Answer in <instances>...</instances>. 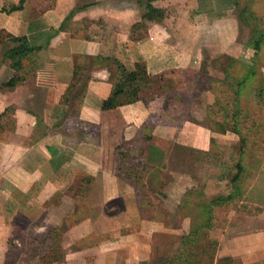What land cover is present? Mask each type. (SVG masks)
I'll return each mask as SVG.
<instances>
[{"label":"crops","instance_id":"0c3cea01","mask_svg":"<svg viewBox=\"0 0 264 264\" xmlns=\"http://www.w3.org/2000/svg\"><path fill=\"white\" fill-rule=\"evenodd\" d=\"M20 1L0 0V34L25 38L34 50V67L19 86L4 87L14 71L2 58L0 62V98H6L0 100V264H151L153 247L137 242L147 221L137 210L131 187L115 176L117 146L144 140L149 134L147 145L158 148L157 144L168 145L177 133L186 132L184 126L191 116L184 107L168 103L159 76L182 75L189 82V74H196L202 59L195 43L204 44L216 59L221 53L232 57L226 51L238 36L239 21L226 15L225 5L213 14L208 4L218 0H154L150 5L160 14L150 18L146 17L147 0H23L21 9L3 11ZM169 28L178 47L169 41ZM8 42L5 37L0 46ZM77 56L84 57V63L88 57L97 60L81 100L73 105L70 98L63 104ZM113 60L130 72L142 73L138 82L141 99L103 111L102 102L113 88L108 80ZM193 63L196 67L189 73ZM85 73L84 64L82 77ZM32 80L46 94L47 111L42 116L30 108L24 110L22 94L12 102L7 98L8 90L28 87ZM181 87L174 89L178 92ZM158 96L167 122L150 120L159 108ZM34 101L35 97H28L29 104L35 105ZM175 101L185 105L183 99ZM183 112L186 119L177 124L171 121ZM59 124L60 132L37 134L38 125L59 129ZM165 149L163 156L168 152ZM84 178L91 180L88 195L81 193ZM69 204L78 210L70 211ZM101 204L102 211L97 208ZM80 208L85 210L80 212ZM71 216L78 217L75 226L82 228L81 235L92 238L93 245L80 246L77 239L72 243L76 246H59L58 250L54 241L42 249L28 245L30 239L43 244ZM123 217L126 223L110 225L113 218ZM151 223L159 226L157 221ZM104 224L109 228L103 229ZM254 235L236 236L228 244L222 235L217 240L215 264L223 259L228 262L222 264H264V230ZM105 242L108 246H101ZM53 251L61 256L53 259Z\"/></svg>","mask_w":264,"mask_h":264},{"label":"rangeland","instance_id":"374dc122","mask_svg":"<svg viewBox=\"0 0 264 264\" xmlns=\"http://www.w3.org/2000/svg\"><path fill=\"white\" fill-rule=\"evenodd\" d=\"M221 5L227 7L224 11H227L228 17L239 21L238 36L229 43L226 51L228 56L232 57H226L225 53H221V57L216 59L214 53L211 54L204 44L195 43L199 47L202 59L196 74L191 73L196 67L194 64L196 62L189 65L188 70L190 71L188 72L191 73L188 76L189 82L183 79L182 75L175 76L166 73L165 76H159V83L163 82V91L166 92L165 99H168V103L179 106L178 108L181 109L184 107L191 116L189 117L190 121L184 126L186 132L181 133L182 135L177 133L175 139L168 145L157 144L158 148L152 145L148 146L147 142L138 145L134 142L135 140L122 142L117 146L115 169L117 179L122 181L124 178L123 163L136 166L138 162L147 161L145 162L147 170L140 175L142 177L141 185H144L140 194L151 202V207L147 208V218L143 217L147 221H145L147 228L144 232L141 230V234L139 237L137 236V242L139 240L142 246L153 247L151 264H183L184 262L178 259L180 254L184 260L191 259L183 256L184 250L179 251V242L181 238H184V235L189 234L194 220L183 217L189 215L191 210L186 207L188 206V203H185L186 198H189L193 204L195 203L197 208L198 204L209 202L217 197H226L230 193L234 195L235 198L231 202H225L220 207L214 208L213 227L208 233L214 241H219L223 235V241L228 240V244L230 240L235 242L236 236L245 234L257 236L260 231L264 230V47L259 55L255 52L252 54L251 47L247 46L251 34L256 31V18L263 16L264 19V0H218L214 1V4H208V8L214 14L218 12ZM244 9L250 16L249 22L246 23L249 25L242 23L239 18ZM163 12H168L170 15V12L165 8H163ZM170 29H168L169 32H171ZM170 35L169 41L177 46L176 36L172 32ZM8 43L2 45L3 47L0 46V62L1 58L3 59L1 54L10 48ZM192 59L193 57L187 58L185 63ZM96 60L93 57L86 59V73L70 97L73 105H75L74 102L78 96L85 92L87 76L91 74L92 65ZM245 65H249L254 71L248 79L244 77ZM116 74L117 66L113 60V66H111L108 76V80L112 81V84L116 79ZM37 85L32 80L28 87L25 85L26 87L15 91L8 90L7 98L12 102V99H16L22 94L25 98L24 110L30 108L42 116L47 111L46 94L43 92V88ZM177 86H182L178 92L174 89ZM29 96L35 97V105L27 102ZM175 98L183 99L185 105H179L181 103L176 102ZM157 99L159 108H156L150 115V120L153 123L167 122L168 119L162 116V109L159 106L161 97L158 96ZM0 100H6V98H0ZM222 105L226 107L227 111L221 110ZM173 106L175 111L176 107ZM155 112L157 113L154 114ZM236 112H239L238 115H233ZM186 118L187 114L183 112L176 118H172L171 121H175L177 124ZM55 125L48 126L49 128L45 127V129L42 125H38L37 134L45 133L43 135H46L47 133L52 134L54 131L60 132L62 124L57 125L59 129H55ZM233 127L247 140L243 154H239L238 151L240 136L236 134L237 132L234 134L228 131L219 134L222 129L230 130ZM212 130L218 131V133H213ZM78 135L80 134L78 133ZM130 148L134 150L126 153L125 159H122L119 152H127ZM163 148L168 151L164 156L162 155ZM203 150L207 152L205 153ZM207 158L214 161L215 167L204 165ZM236 162H240L243 167V172L240 175L242 193L239 195L233 193L229 182L235 173ZM156 172L159 174L157 175ZM100 175L95 173L96 178H99ZM78 176H75V180L78 179ZM102 180L104 179L101 177L100 184ZM63 181V185H65L66 181L61 178L60 182ZM130 190V194L134 196L133 189ZM188 192H190L189 195ZM108 195L112 196L113 194L109 193ZM103 206L104 204L99 205L98 210L102 211ZM67 208L74 212L78 210L75 205L72 209L71 204ZM84 210L80 208V212ZM193 211L190 216L198 215L195 209ZM152 221H157L159 226L151 223ZM77 222L79 223L77 216L66 219V224H63L59 229L63 234L58 232L53 236L54 248L58 250L59 246H76L72 244L75 239L78 240L80 246L93 245L94 241L92 242L89 235H81L82 228L75 226ZM122 222L126 223L124 217L120 220L113 218L110 220V225L119 227ZM100 224L102 226V223ZM71 226H74V229H71ZM105 228L109 227L104 224L103 229ZM206 243L207 241L203 238L193 243L194 246L198 245L199 249L192 250L194 256L191 260L197 264H209V259L206 257L209 255L205 256L202 253ZM108 244L102 243L101 246H108ZM156 246H160L162 249L158 248L157 250ZM232 246H236V244L233 243ZM209 248L213 249L210 246ZM58 253L53 251L51 257L54 259L58 255L61 256ZM215 253L216 251L213 252L214 260Z\"/></svg>","mask_w":264,"mask_h":264},{"label":"trees","instance_id":"16d2710c","mask_svg":"<svg viewBox=\"0 0 264 264\" xmlns=\"http://www.w3.org/2000/svg\"><path fill=\"white\" fill-rule=\"evenodd\" d=\"M152 1L154 0H147L148 2L146 6L148 10V13L146 16L147 18H150L152 17V15H155V14L156 15L160 14L159 12H157V10H155L150 5V2ZM22 5H23V0H21L18 5L10 6L8 10L3 9V11L10 12L14 10H19L21 9ZM242 12L244 14L240 13L241 17L239 18H241L240 20H242L241 21L242 23L246 24L249 22L250 16L247 15V13L245 12V9ZM255 23H256V28H255L256 31L253 34H251L250 40H248L247 46L251 47V49L255 51L256 54H258L264 47L262 46L264 45L263 16H258V18H256ZM246 25H249V24H246ZM5 37L10 43L13 44V47H10L9 50L3 53L2 57H3V61L8 63V67L14 71V74L4 84V87L13 88V87H16L22 84L24 80L27 78V76L29 75V73L31 72V70L33 69L34 66L32 62H34V60L31 59L32 58L31 54L34 50L28 47L27 41L25 38H15L13 36H8V35H6ZM5 37L2 34H0V40L5 39ZM83 58L84 57H80V56H77L74 58L73 77H72L71 83L69 84V86L67 87V89L65 90L62 96L61 103L63 104H67L69 102L70 97L72 96L75 88L77 87L83 75V69H84V64H85ZM101 60L108 61L107 59H103V58ZM114 64L117 66V74H116L117 76L113 83V88H112L110 96L102 102L101 109L103 111L115 110L119 107L133 104L141 99L138 82L142 76V73L139 70L135 72H130L122 64L116 61H114ZM245 69H246V72H245L244 77L245 79H248V77L253 75L254 71L252 70V67H250L249 65H245ZM82 97H83V94H80L78 96L79 100H81ZM222 107L224 108V109L221 108L222 111H227L225 106L222 105ZM5 111H6L5 114L9 112V110H5ZM238 113L239 112H236L233 115L237 116ZM212 131L214 133H218V131H215V130H212ZM228 131H231L234 134L237 132V130H235V128L233 127L230 130L222 129L221 132H219V134L220 133L224 134ZM236 134L238 135L239 132H237ZM239 136H240V139H239L238 151H239V154H243L246 148V145H247V140L244 136H242V134H239ZM149 139H150V135L148 134L147 138H145L144 140H140V139H133V140H135L134 142L138 143V145H141L144 143L143 141L145 142L150 141ZM132 150L134 149L130 148L127 150V152L122 151V152H119V154L121 155L122 159H125V156H126L125 154L128 152H131ZM207 159L205 160L204 165L215 167L214 161H211L209 158ZM145 162L147 161L144 160V162H138L136 166L133 164L129 165V164L123 163V166H122V169L125 170L124 178L122 179V181L127 183L133 189L135 200H136V205H137V210L140 213L141 217H145L148 212L147 208L151 207V202H149V200L145 198V196H142L140 194L141 190H143L144 188V185L143 186L141 185L142 177H140V175L141 173H143V171L147 170ZM234 171L235 173L229 182H230V186H231L233 193H235L236 195H239L242 193L240 175L243 172V167L240 162L235 163ZM157 172L156 174L158 175L159 173ZM90 183H91V180L89 181L88 178H84L82 180L81 193L88 195V193L90 192ZM189 193L190 192H188V195ZM234 198H235L234 195L230 193L226 197H217L209 202H206V203L203 202L201 204H198L199 206L197 208L195 207V203L193 204L192 201L190 202L189 198H186L185 203L186 202L188 203V206L186 207L191 210H190L189 215H186L183 217L191 219V220L194 219V220H193V223L191 224L190 231L188 232L189 234L184 235V238H181V241L179 242V246H180L179 251L181 252V250H184V253H182L183 256L185 255L187 259L191 258L193 260L192 256H194L193 255L194 251L192 250L199 249L197 247L198 245L194 246L193 243H195L196 240L203 238V240H206L207 243L204 245L205 247L202 253L205 256L209 255V256H206L209 259L208 260L209 264H215L213 252L217 250L218 242L212 240V238H210L208 235L209 231H211L213 227L214 219H213L212 213L215 207H220L225 202H231ZM194 209L196 213L198 212V215L195 214L194 216H190V214L194 212L193 211ZM61 231L62 230H59V229L54 230L53 235L49 236L43 244L33 239H30L28 241V245L36 246L37 249H42V247L47 246V243L54 241V238H53L54 234H57L58 232L60 233ZM209 246L212 247L213 249H210ZM181 256L182 255L180 254L178 259L182 260L185 264H197L191 259L184 260L181 258ZM223 262H228V260L226 259L219 260L218 264H222Z\"/></svg>","mask_w":264,"mask_h":264}]
</instances>
